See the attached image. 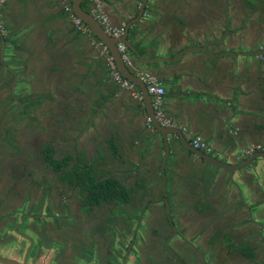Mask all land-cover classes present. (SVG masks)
<instances>
[{
    "label": "crops",
    "instance_id": "1",
    "mask_svg": "<svg viewBox=\"0 0 264 264\" xmlns=\"http://www.w3.org/2000/svg\"><path fill=\"white\" fill-rule=\"evenodd\" d=\"M143 3L104 0L102 6L112 26L131 24L128 41L142 61L164 59L140 63L126 46L129 70L162 83L163 111L186 128L180 130L184 144L180 136H169L168 151L148 127L144 100L111 78L108 48L88 26L77 29L65 10H72V0H6L0 128L5 119H15L18 103L27 106V121L10 124L27 162L14 164L19 154L6 151L11 145L3 133L0 256L27 264H122L129 226L141 211L126 264H173L160 245L170 230L187 236L178 241L172 236V243L189 264H264V158L230 172L188 147L191 137L199 138L208 143L207 154L237 165L252 156L241 155L244 149L264 144V53L248 55L264 51V0H147L141 15ZM82 8L90 13L91 5L83 2ZM47 147L57 159L79 154L98 159L99 180L144 184L145 190L135 193L131 207L111 205L82 227L90 219L73 217L76 195L38 162V150ZM18 179L41 185L21 194ZM25 201L45 212H70L73 221L61 227L51 220L31 222L30 213L20 216Z\"/></svg>",
    "mask_w": 264,
    "mask_h": 264
},
{
    "label": "water",
    "instance_id": "2",
    "mask_svg": "<svg viewBox=\"0 0 264 264\" xmlns=\"http://www.w3.org/2000/svg\"><path fill=\"white\" fill-rule=\"evenodd\" d=\"M146 1L147 0H144L143 5L141 6V10H140L141 11V15L143 13L144 5H145ZM82 2H83V0H72V12L82 22H84L89 27L91 32L108 48L109 54L112 56V59L114 60V62L116 64V67H117L119 73L121 74V76L123 78L129 80L130 82L136 84L138 87H140V90H141V93H142V96H143V100L146 103V109H147L148 115L151 118V124L154 127V129L156 130V132H155L156 137L158 139H161V141L164 144L165 150L166 151L169 150V146H170L169 145V136H171V135L176 134V135L180 136V140L183 143L182 139H184V138H181L182 134H181L179 129H177V128H168V127L161 126L156 121L155 115H154V111H153V108H152V104H151V97L148 94L145 85H144V83H142V81L133 72H131L129 70V68L127 67L126 63L121 59V53L119 52V50L117 48V43L118 42H123L124 44H126L128 49L131 50L137 56V59H138V61L140 63L147 64V63H153V62H157V61H164V59H150V60L148 59L146 61H142L141 56L139 55L138 51L128 41V31H129V28H130L131 24H127L125 26L124 33L119 39L112 38V37L108 36L104 32V30L102 29L100 24L92 17V15L89 12H86V11L83 10ZM262 53H264V51H260V52H256V53H250L248 55L258 56V55H261ZM233 54H242V53H233ZM166 60H168V59H166ZM186 144H188V143H186ZM188 147L202 161H205L209 165H212V166H215V167H218V168H222V169H226V170H228L230 172H234L235 170H240V169H243V168L248 167L250 165H253L255 160L258 159V158H264V153H257V154L252 155L251 157H249V159L244 161L243 163H239L237 165H231V164H228V163L220 162L219 160H217L216 158L210 156L209 154L205 153L204 151L196 149V148H194L193 146H191L189 144H188ZM161 173H162L161 174L162 177L165 178L166 177L165 168L162 167ZM143 186L145 187L144 184H143ZM166 200L167 199L165 198L164 202L166 203V206H167V201ZM169 224L171 226L174 225L173 221L170 220V219H169ZM177 237L180 238V236H178V235H177ZM169 240H171V242L167 241L166 244L164 245V247H165L166 250H167V247H168V252H169L170 255H172L173 260H174L173 264H189L188 259L185 258V256L182 253L175 252V251H173L171 249L172 247L173 248L175 247V245L172 243V237ZM169 243H170V245H169ZM132 244H133V242L130 243L129 248L126 250L122 264H126L127 259H128V255H129V251H130V249L132 247ZM0 263L1 264H27L26 263V259L22 263H19V262H16L14 260H11L9 258H5V257H2V256H0Z\"/></svg>",
    "mask_w": 264,
    "mask_h": 264
},
{
    "label": "built area",
    "instance_id": "3",
    "mask_svg": "<svg viewBox=\"0 0 264 264\" xmlns=\"http://www.w3.org/2000/svg\"><path fill=\"white\" fill-rule=\"evenodd\" d=\"M91 5L90 14L92 17L100 24L104 32L115 39H119L124 33V27H114L111 25L108 16L103 10V1L104 0H87ZM6 3V0H0V39L4 36V24H3V8ZM67 12H69L70 17L75 23L78 30H86L87 25L82 22L71 10V8H65ZM102 46L103 53H107V48L100 43ZM117 48L121 53V59L126 62L128 60V50L126 45L123 42L117 43ZM264 49V47H263ZM107 65L110 70V75L113 81L120 85V87L128 89L131 91V95L134 99L142 102V95L139 93L137 86L130 82L129 80L123 78L119 73L114 60L111 57H107ZM140 80L144 83L148 94L151 97V104L154 111L156 121L164 127L177 128L181 130V132L185 133L186 128L181 127L173 118L167 116L162 109L163 99L165 95V89L162 86V83L158 81L155 77L150 75H141ZM148 127L151 128V118H147ZM191 145L208 153L210 151L209 145L207 142L200 140L199 138L191 137ZM257 153H264V144L251 145L244 149L241 153L243 156H251Z\"/></svg>",
    "mask_w": 264,
    "mask_h": 264
},
{
    "label": "trees",
    "instance_id": "4",
    "mask_svg": "<svg viewBox=\"0 0 264 264\" xmlns=\"http://www.w3.org/2000/svg\"><path fill=\"white\" fill-rule=\"evenodd\" d=\"M83 2L88 1L83 0ZM45 152L48 163L56 172L62 175L61 180L77 185L87 191L85 203L89 208L88 210L103 202L118 205L128 204L131 201L133 193L141 187V185H137L136 188L130 189L113 178L98 181L94 174L98 159L87 160L82 156L75 159L73 156H66L62 160L56 161L52 157V147H47ZM246 255L254 258L253 253L249 252Z\"/></svg>",
    "mask_w": 264,
    "mask_h": 264
},
{
    "label": "flooded vegetation",
    "instance_id": "5",
    "mask_svg": "<svg viewBox=\"0 0 264 264\" xmlns=\"http://www.w3.org/2000/svg\"><path fill=\"white\" fill-rule=\"evenodd\" d=\"M3 38L0 39V42L2 41ZM4 121H7V119H5ZM170 128V127H169ZM5 133V132H4ZM12 132H10L9 134L11 135ZM45 149L44 148L42 150V152L40 150H38V162L39 163H42L46 166V168L48 170H50L51 172H53L54 174H56L58 176V179H59V182L61 183V185L63 186V188L67 191L70 192V195H76L77 199H76V207L73 208V203L71 202L70 204H72V206H70L71 208V211L73 213V217H74V214H78V215H81L82 218H86V219H90L88 220L87 222H83V226L82 227H85V228H88L89 226H91V223L93 224V219H97L98 218V214L100 216V214L102 212L105 211V209H107L108 207H110L111 205H114L116 207H119V208H126V207H131L134 203L133 201V198H134V195L135 193L138 191V190H141L142 192L145 190V187L141 185L140 189L136 190L134 189V193L132 195V198H131V201L128 203V204H125V205H118V204H115V203H108V202H103L101 203L100 205H95L91 208V210H88V206L86 205L85 203V198L87 196V191L84 190V189H81L80 187H78L77 185H74V184H69L63 180H61V177L62 175L58 172H56L53 167L48 163V161L46 160V156H45ZM40 151V152H39ZM84 157L86 158L87 160H94V159H89L87 157H85L84 155H76L74 156L75 159H77L78 157ZM25 157V153L19 155V156H16V161L14 162V164H19L21 161H23ZM53 159L56 160V161H60L62 159H57L55 157V152L53 150ZM65 158V157H64ZM97 166V164H96ZM96 166H95V169H96ZM94 174H95V170H94ZM96 176V174H95ZM97 178V176H96ZM98 181H100L98 178H97ZM104 180V179H102ZM122 184V183H121ZM123 185V184H122ZM126 186V185H124ZM137 186V185H136ZM136 186L134 188H136ZM128 188H133V187H130V186H126ZM72 197V196H71ZM70 197H67L66 199L68 200ZM70 200V199H69ZM70 202V201H69ZM137 203V202H136ZM135 203V205H136ZM67 206V205H66ZM38 213H35V214H31L30 215H27V219L30 218L32 219L33 221L32 222H35V221H38L39 223L43 224V223H47L51 220L52 223L54 224H57V226L61 227V226H66V225H70V223H72V219H71V215L69 214L70 212H67L65 211L64 213H60L57 217H54L53 215H51L49 212H45V210H40L38 209ZM140 213L141 211H139L138 213H135L134 214V217H135V221L133 220L132 223L130 224L129 226V229L132 233V236H131V240L129 241V245H128V248L130 246V243L133 242L132 244V247L130 249V251H133L132 249L134 248V243L137 239V230L139 229V226L141 224V218H139L140 216ZM75 220V219H74ZM85 220V219H84ZM47 221V222H46ZM169 222V221H168ZM72 226V225H71ZM174 228V226H172ZM180 236V238L177 237V235ZM172 236H175L176 238V241L178 240H184L187 236H182L180 235L177 231L175 230H170L169 234H168V237L166 238V242L168 239H170ZM166 242H160V245L164 246L166 244ZM160 249V246L158 248V250ZM241 249L244 250L245 253H249V249H247L246 247H243L241 246ZM127 250V249H126ZM129 251V252H130ZM168 252V247H167V250ZM169 253V252H168ZM156 254H157V250H156ZM157 257H158V260H163L161 257L159 258L158 254H157ZM124 259V258H123ZM179 263V262H178Z\"/></svg>",
    "mask_w": 264,
    "mask_h": 264
},
{
    "label": "rangeland",
    "instance_id": "6",
    "mask_svg": "<svg viewBox=\"0 0 264 264\" xmlns=\"http://www.w3.org/2000/svg\"><path fill=\"white\" fill-rule=\"evenodd\" d=\"M16 109L18 110V114L15 116V119L12 122H10V123H8L9 120H7L6 121L7 123L4 122V124H1L0 137L5 132V139L6 140H4V142L5 143L9 142V145H11L10 146L11 149H14L15 150V151H13V150L9 149V150H6V151L7 152L12 151L15 154L21 155V154L25 153V151L23 152V150H24V149H22L23 147L19 143H17L18 141H15V139L13 140L14 137H12L11 135H9V133L12 131V130H10L11 129L10 124L12 123V126H14V125H16V123L22 124L25 121H27V115H28L27 114V106L25 107L23 104L18 103V107H16ZM7 138H8L9 141L7 140ZM12 152H10V153H12ZM25 161L27 162V156H26V159L24 157L22 163L24 164ZM22 163H21V165H22ZM28 168H29V166L26 169H28ZM31 168H35L36 169V167H31ZM36 173H37V171L34 170V175H36ZM39 185H41V182L40 181H36V184H35V183H28L27 181H24L23 179H18V180H16V185L15 186L21 192V194H24L27 191V189H29V188L35 189V188L39 187ZM28 204H30V203H27V201H25L22 204V206L20 208V210L22 209L21 212H20V216L22 214L24 215V214H29V213H31V214L38 213V211H39L38 208H35V207L30 208ZM68 210H69V208H68ZM47 212H49L54 217H57L60 214L61 211H57L58 214H56L55 212H52L51 210H48ZM32 230L35 231V229H32ZM114 237L115 236L112 237L113 239L110 242V243H112V246H111V248H109V253H113L114 252V250H113V248H114V240H116V239H114ZM167 237H165L163 239L164 242H166V238ZM130 240H131V236H129V241ZM174 241H176V238L174 239ZM47 242H51V241H47ZM161 247H162V249H165V247L163 245ZM174 248L177 249V247H174ZM174 248L172 247L171 249L174 251ZM117 256H119V255H117Z\"/></svg>",
    "mask_w": 264,
    "mask_h": 264
}]
</instances>
